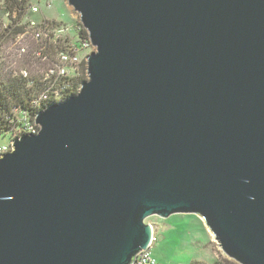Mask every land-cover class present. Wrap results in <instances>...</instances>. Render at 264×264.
I'll use <instances>...</instances> for the list:
<instances>
[{"label": "water", "instance_id": "obj_1", "mask_svg": "<svg viewBox=\"0 0 264 264\" xmlns=\"http://www.w3.org/2000/svg\"><path fill=\"white\" fill-rule=\"evenodd\" d=\"M96 50L0 157V264H134L196 215L264 264V0H66Z\"/></svg>", "mask_w": 264, "mask_h": 264}, {"label": "trees", "instance_id": "obj_2", "mask_svg": "<svg viewBox=\"0 0 264 264\" xmlns=\"http://www.w3.org/2000/svg\"><path fill=\"white\" fill-rule=\"evenodd\" d=\"M31 7V0H0V135L13 133L16 137L23 115L32 119L38 106L53 102L57 92L67 98L77 93L85 80L86 56L81 58L79 70L74 75L47 78V74L59 64L60 53L68 51L73 44L81 46L88 41L87 31L75 32L76 37L61 34L65 25L55 20L39 22L36 28L29 29L30 21L35 20ZM37 31L42 32L40 39H36ZM24 72L28 75L24 76ZM42 95L50 99L38 105L35 101Z\"/></svg>", "mask_w": 264, "mask_h": 264}, {"label": "rangeland", "instance_id": "obj_3", "mask_svg": "<svg viewBox=\"0 0 264 264\" xmlns=\"http://www.w3.org/2000/svg\"><path fill=\"white\" fill-rule=\"evenodd\" d=\"M31 4L40 9L34 15L38 22H41L43 18L58 21L65 25L69 35L77 32L78 25L81 31L85 30L79 15L68 6L66 0H31ZM73 36L76 37L75 34ZM95 50L96 48H92L90 52H82L81 58L84 59ZM85 73L84 81L88 79L87 71ZM12 139L13 133L0 135V146H9ZM147 223L153 226L157 238L152 247V254L166 264L195 262L214 264L216 261L231 264L232 262L224 255L204 222L196 215H174L168 219L152 217L147 220Z\"/></svg>", "mask_w": 264, "mask_h": 264}, {"label": "built area", "instance_id": "obj_4", "mask_svg": "<svg viewBox=\"0 0 264 264\" xmlns=\"http://www.w3.org/2000/svg\"><path fill=\"white\" fill-rule=\"evenodd\" d=\"M31 11L33 15H35L36 13L40 11V9L37 6L32 5ZM15 16H16V13H14L13 17L15 18ZM46 21L49 22L53 20L43 18V20L40 23H45ZM38 25H40L38 21L32 20L30 21L28 28L29 29L36 28ZM76 31L77 32L81 31V28L79 25L77 26ZM59 33L61 34L68 33V29H65V27H62ZM35 35H36V39H40V35H42V32L37 31ZM20 38L21 37H18V39ZM92 48L94 49V47L91 44L90 39L84 42L81 46H77L75 44L71 45L68 51H65L59 54V59H58L59 64L54 69L50 70L49 74H47V78H51V76H55V75L58 77H63V76H68V75L71 76V75H74V73H77V71L79 70V65L82 61L81 60L82 52H85V51L90 52ZM21 52L24 53L25 49H22ZM88 55H86V57ZM23 74L24 76L28 75L27 72H24ZM48 99H50L48 95H42L38 99H36L37 101L35 102L38 105H41L42 102ZM62 99L64 98L60 96L59 92H57L56 96L54 97L53 102H58V101H61ZM45 106H38V111L41 108H44ZM38 132H39V126L35 124L34 117L31 119L28 116L23 115L19 121V131L16 137L23 135V134H37ZM16 137H13V139H15ZM13 150H14V147H13L12 142L9 146H0V157H2L3 155L7 153L12 152ZM156 239L157 238L154 235V238L152 240L150 247L147 250L139 253L134 264H163L159 262L152 254V247L154 243L156 242Z\"/></svg>", "mask_w": 264, "mask_h": 264}]
</instances>
